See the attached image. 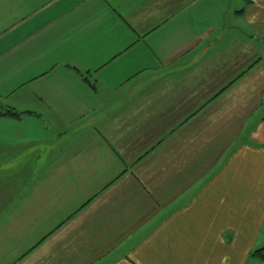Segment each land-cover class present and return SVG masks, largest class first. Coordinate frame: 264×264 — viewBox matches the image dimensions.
<instances>
[{
  "label": "crops",
  "instance_id": "0c3cea01",
  "mask_svg": "<svg viewBox=\"0 0 264 264\" xmlns=\"http://www.w3.org/2000/svg\"><path fill=\"white\" fill-rule=\"evenodd\" d=\"M0 108V264H262L264 0H0Z\"/></svg>",
  "mask_w": 264,
  "mask_h": 264
},
{
  "label": "trees",
  "instance_id": "16d2710c",
  "mask_svg": "<svg viewBox=\"0 0 264 264\" xmlns=\"http://www.w3.org/2000/svg\"><path fill=\"white\" fill-rule=\"evenodd\" d=\"M0 116L18 117L16 113L11 110H2L0 108ZM253 257H255L260 263L264 264V247L262 249L253 252Z\"/></svg>",
  "mask_w": 264,
  "mask_h": 264
},
{
  "label": "rangeland",
  "instance_id": "374dc122",
  "mask_svg": "<svg viewBox=\"0 0 264 264\" xmlns=\"http://www.w3.org/2000/svg\"><path fill=\"white\" fill-rule=\"evenodd\" d=\"M244 141H240V139H239V141H238V144H240V143H243ZM261 242H264V233L262 234V236H261V238H260V240H259V242L258 243H261ZM264 243L263 244H261L260 246H258L259 248H263L264 246Z\"/></svg>",
  "mask_w": 264,
  "mask_h": 264
}]
</instances>
